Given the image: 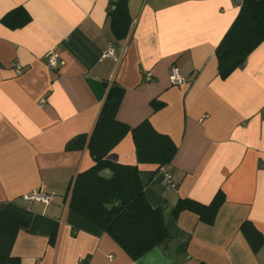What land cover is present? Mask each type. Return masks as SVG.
<instances>
[{"label":"crops","instance_id":"obj_1","mask_svg":"<svg viewBox=\"0 0 264 264\" xmlns=\"http://www.w3.org/2000/svg\"><path fill=\"white\" fill-rule=\"evenodd\" d=\"M113 5L0 0V264H264V242L255 249L242 231L248 223L264 237V42L221 78L216 49L240 13L235 0H127L133 24L124 40L111 26ZM16 8L30 20L13 28L2 19ZM109 44L116 60L103 55ZM49 52L58 54L54 69ZM173 67L184 85H172ZM111 85L125 90L118 120H149L178 148L165 167L174 190L157 165H139L167 236L135 260L69 207L71 184L93 160L68 144L93 131ZM108 159L138 164L131 134ZM32 191L50 194L51 204L25 200ZM219 193L211 224L175 210Z\"/></svg>","mask_w":264,"mask_h":264},{"label":"trees","instance_id":"obj_2","mask_svg":"<svg viewBox=\"0 0 264 264\" xmlns=\"http://www.w3.org/2000/svg\"><path fill=\"white\" fill-rule=\"evenodd\" d=\"M114 3V2H113ZM110 12L111 26L118 40L126 39L132 28L127 0H119ZM30 20L24 8H16L6 14L2 21L18 28ZM264 42V0H244L240 13L216 49L218 74L227 78L242 68L251 53ZM125 90L117 85L109 87L108 95L90 134H81L69 142V149L89 150L93 165L76 177L69 189V207L103 232L110 235L132 258L138 259L167 236L161 209L152 206L146 198L139 165L153 164L158 171L174 160L178 148L172 139L159 133L149 120L136 127L118 120L117 113ZM162 107L153 102L154 110ZM128 134L132 135L138 164L125 165L108 159L114 149ZM110 169L114 175L102 178L99 172ZM224 195L204 205L192 200H180L176 212H197L205 223H213ZM242 231L257 249L263 235L248 223Z\"/></svg>","mask_w":264,"mask_h":264},{"label":"built area","instance_id":"obj_3","mask_svg":"<svg viewBox=\"0 0 264 264\" xmlns=\"http://www.w3.org/2000/svg\"><path fill=\"white\" fill-rule=\"evenodd\" d=\"M235 3L239 6H242L244 0H235ZM104 57L115 59L116 60V51L115 46L113 44H109L103 53ZM48 60V66L50 69H54L57 65L58 54L55 52H49L46 56ZM16 68L17 73L21 74V68L17 65H13ZM147 79L151 78V74L148 73L146 75ZM170 80L172 85L174 86H182L186 83V80L181 76L179 70L176 67L171 68L170 72ZM44 105V102H40V106ZM160 174L162 175L161 183L163 186L167 188V190H174L177 188V184L173 180V176L170 172L166 171L165 167H162L159 170ZM24 199L27 201H37L42 202L46 205L51 204L52 196L48 193L43 191H32L30 194L24 196Z\"/></svg>","mask_w":264,"mask_h":264},{"label":"water","instance_id":"obj_4","mask_svg":"<svg viewBox=\"0 0 264 264\" xmlns=\"http://www.w3.org/2000/svg\"><path fill=\"white\" fill-rule=\"evenodd\" d=\"M119 0H113L114 4H116ZM114 175L113 171L110 169H104L101 172H99V176L102 178L110 179Z\"/></svg>","mask_w":264,"mask_h":264}]
</instances>
